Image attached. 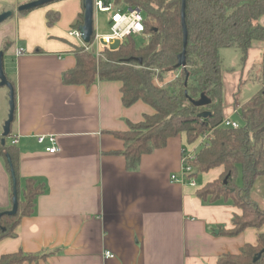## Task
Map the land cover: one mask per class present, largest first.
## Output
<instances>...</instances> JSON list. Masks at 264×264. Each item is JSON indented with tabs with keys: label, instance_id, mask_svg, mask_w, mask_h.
I'll return each mask as SVG.
<instances>
[{
	"label": "crops",
	"instance_id": "0c3cea01",
	"mask_svg": "<svg viewBox=\"0 0 264 264\" xmlns=\"http://www.w3.org/2000/svg\"><path fill=\"white\" fill-rule=\"evenodd\" d=\"M33 1L0 0V14L13 13L0 24V52L3 67L4 60L10 64L6 79L15 85L9 138L16 141L20 179L33 178L45 189L32 215L15 227V236L0 240V257L17 252L45 256L24 264H216L222 255L256 244L264 227L247 228L235 237L219 235L221 228L233 229L231 219L241 210L229 201L198 197V190L219 179L223 166L197 174L195 186L170 180L179 173L182 151L198 152L200 138L188 145L187 136L178 134L143 155L137 169L126 170L124 142L115 133L141 123L153 108L140 101L123 107L118 81L64 85L62 73L74 67L72 49L80 46L68 32L83 12L82 0L17 12ZM52 11L58 20L48 26L45 15ZM259 23L264 27V16ZM259 63L261 90L264 41L248 49L241 71L222 74L224 118L233 120V110L240 107L234 92ZM8 99L7 88L0 87V135ZM50 136L58 148L54 154L45 150ZM11 191L10 173L0 157L2 212L11 209Z\"/></svg>",
	"mask_w": 264,
	"mask_h": 264
},
{
	"label": "trees",
	"instance_id": "16d2710c",
	"mask_svg": "<svg viewBox=\"0 0 264 264\" xmlns=\"http://www.w3.org/2000/svg\"><path fill=\"white\" fill-rule=\"evenodd\" d=\"M102 2L110 4V0ZM184 3L188 33L184 68H176L177 56L183 50L181 0H111V5L117 9H141L146 43L136 47L132 37H128L116 49L101 48L98 58L75 45L72 49L74 67L62 73L61 81L66 86H89L98 79L118 81L123 107L140 101L153 108L154 114L144 116L141 123L129 124L127 132L115 133L124 142L123 156L128 171L137 169L143 155L164 147L178 134L187 136L188 145L208 134L192 163L194 172L190 177L194 179L197 174L224 167L219 179L206 184L197 194L203 201H229L241 210L240 216L231 219L233 229L219 231V235L235 237L247 228L264 227V209L250 192L257 179L264 177V86L240 106L238 128L220 127L224 117L219 50L236 48L245 62L252 44L264 41V27L259 23L264 16V0H184ZM58 16L57 12H47L48 26H52ZM82 16L83 12L73 28L82 24ZM262 74L264 79V68ZM9 82L15 97V85ZM202 93L211 103L197 108L190 99L197 100ZM203 111L210 115L200 118ZM13 112L15 116V108ZM0 157L9 173L10 169L14 170L18 200L14 216H0L1 240L14 237L20 220L32 215L36 198L43 194L45 184L33 178L20 179L18 149L14 144L0 143ZM238 170L240 186L236 181ZM11 197L12 191L10 200ZM257 236L256 244L244 245L236 255L224 254L216 264H264V233ZM44 257L17 252L2 255L0 264L31 263Z\"/></svg>",
	"mask_w": 264,
	"mask_h": 264
},
{
	"label": "built area",
	"instance_id": "2783aa9c",
	"mask_svg": "<svg viewBox=\"0 0 264 264\" xmlns=\"http://www.w3.org/2000/svg\"><path fill=\"white\" fill-rule=\"evenodd\" d=\"M94 13L101 12L108 15L109 18V31L104 34H100L96 29L93 31V38L89 43H85L82 40V36L80 35L77 28H73L69 30L68 36H71L73 39L80 42V47L87 52H91L94 54L96 58L100 56V49L106 48L111 50L112 45L114 44H122L124 40L128 37L132 36H141L144 32L143 25V16L141 9L137 8H126L125 10L117 9L113 5L103 4L102 0H93ZM92 36V35H91ZM18 55L21 53L19 51L16 52ZM264 86V82H263ZM240 107H235L233 110V114H237ZM223 121L220 124V127L223 128H238L239 123L233 121L229 118H223ZM209 135L204 134L200 137V143L198 146L203 147L205 145ZM45 136L38 137L37 140L40 144H42L45 140ZM49 145L45 150L50 154H54L57 152L58 148L56 146L55 140L53 137H48ZM15 144L16 141L12 140ZM196 150H183L180 158V170L179 173L170 176V180L172 182H177L180 184H186L195 186V180L190 177V174L194 172V163L196 161ZM198 151V150H197ZM190 177V178H189ZM104 256L107 258H114V255L109 252H105Z\"/></svg>",
	"mask_w": 264,
	"mask_h": 264
},
{
	"label": "water",
	"instance_id": "95a60500",
	"mask_svg": "<svg viewBox=\"0 0 264 264\" xmlns=\"http://www.w3.org/2000/svg\"><path fill=\"white\" fill-rule=\"evenodd\" d=\"M53 1H58V0H37L29 3L22 4L21 6L17 7V12L18 13H23V11H31L34 9H37L39 6L47 5L49 3H52ZM181 26H182V33H183V41H182V47L183 50L182 52L177 56V64L176 68H184L186 66L185 62V49H186V43H187V34L186 33V26H185V18H184V9H185V3L184 0H181ZM82 6H83V16H82V24L77 28L80 35L82 36V40L85 43H89L91 40V35L93 33V14H94V7H93V0H82ZM12 11L4 12L0 14V24L6 21L11 15ZM3 54L0 52V87H5L8 90V115L7 119L4 121L2 125V134H1V143L4 144L5 141L4 139L7 138L11 132V124L14 118V108H15V97L13 93V88L12 84L7 81L5 73H4V68H3ZM190 102L193 106L197 108H202L204 106H208L211 103V100L204 94L202 93L200 97L197 100H191ZM210 115V112L208 111H203L199 117L200 118H205ZM9 161V160H8ZM10 177H11V183H12V205L11 209L5 212H1L0 216L2 214H6L8 216H14L17 207H18V200H17V190H16V180L14 176V170L10 169ZM257 259V258H256ZM254 259V260H256Z\"/></svg>",
	"mask_w": 264,
	"mask_h": 264
},
{
	"label": "rangeland",
	"instance_id": "374dc122",
	"mask_svg": "<svg viewBox=\"0 0 264 264\" xmlns=\"http://www.w3.org/2000/svg\"><path fill=\"white\" fill-rule=\"evenodd\" d=\"M54 2V1H53ZM111 6V0L109 2ZM52 4V3H49ZM47 4V5H49ZM46 6V5H43ZM143 16V15H142ZM93 21H94V29L98 31L100 34L107 33L109 30V18L108 15L105 13L101 12H96L93 14ZM73 28H70V30ZM75 40V39H74ZM132 40L134 41V44L136 47H140L141 45L145 44L147 41V36L145 34H141V36H132ZM77 42V40H75ZM120 46V44H114L112 45V49H116ZM219 55L221 57L222 61V74L228 73L233 71H241L244 63L241 60L240 53L238 49L236 48H230L228 50L222 49L219 50ZM6 58V57H5ZM246 58V57H245ZM262 63H259L257 65H253L250 68V74H246V79L245 81L243 80L242 85H240L238 88H236V91L234 92L235 96V105L243 106L246 101H248L252 95H254L256 92H258L260 89V83H259V69L261 68ZM10 68V64L8 60H4V73L6 76H8V68ZM167 79L169 77H166ZM223 78V75H222ZM222 97L224 102V88H223V83H222ZM1 113V112H0ZM7 119V117H6ZM5 119V120H6ZM233 120H235L237 123L240 124V119H238V115H235L232 117ZM3 128V127H2ZM2 134V132H1ZM1 138V135H0ZM4 141L6 142L7 145H12L13 141L10 140L9 137L5 138ZM200 174H198L199 176ZM237 185L240 186L241 183V178H240V172L238 170L237 173ZM251 196L252 198L256 201V203L259 205V207L264 209V177L257 179L255 184L253 185V188L251 189Z\"/></svg>",
	"mask_w": 264,
	"mask_h": 264
},
{
	"label": "flooded vegetation",
	"instance_id": "af4514ba",
	"mask_svg": "<svg viewBox=\"0 0 264 264\" xmlns=\"http://www.w3.org/2000/svg\"><path fill=\"white\" fill-rule=\"evenodd\" d=\"M0 140H1V138H0ZM0 143H1V141H0ZM2 144V143H1Z\"/></svg>",
	"mask_w": 264,
	"mask_h": 264
}]
</instances>
